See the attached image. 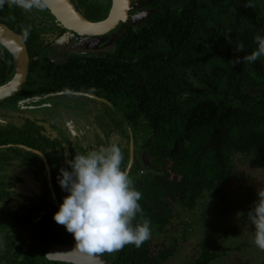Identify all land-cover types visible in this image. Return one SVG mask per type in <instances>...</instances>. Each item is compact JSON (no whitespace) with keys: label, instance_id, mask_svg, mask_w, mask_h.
<instances>
[{"label":"trees","instance_id":"1","mask_svg":"<svg viewBox=\"0 0 264 264\" xmlns=\"http://www.w3.org/2000/svg\"><path fill=\"white\" fill-rule=\"evenodd\" d=\"M150 2L133 0L127 20L112 31L113 52L46 59L22 88V99L55 101L58 93H73L83 100L76 111L62 115L51 108L43 117L29 116L14 108L17 97L10 99L12 122L0 123V264H68L46 255L53 245H75L53 216L69 195L59 185L60 169L71 171L66 161L76 153L116 143L121 168L142 194V215L133 226L149 220L151 237L140 247L99 253L114 264L166 263L186 241L178 207L192 211L207 193L230 206L235 155L251 157L252 168L264 167V56L232 64L257 48L256 35L264 37L259 4ZM103 10L91 3L84 14L96 21L107 17ZM240 43L244 50L237 52ZM247 194L258 200L257 190ZM221 248L211 250L204 240L191 264L240 250Z\"/></svg>","mask_w":264,"mask_h":264},{"label":"clouds","instance_id":"2","mask_svg":"<svg viewBox=\"0 0 264 264\" xmlns=\"http://www.w3.org/2000/svg\"><path fill=\"white\" fill-rule=\"evenodd\" d=\"M6 3L26 12L47 7V0H0V8ZM29 32L30 28L23 30L24 39ZM225 39L232 43L228 35ZM254 41L257 48L251 54L236 57L233 65L241 61L253 63L264 56V37L256 35ZM235 50L242 52L243 44H237ZM123 159L121 148L112 143L86 154L76 153L66 161L71 171L60 169L59 185L69 195L53 219L73 235L74 248L82 253H114L126 245L140 247L151 237L149 220L133 226L137 214L142 215L138 203L142 194L133 187L128 171L121 168ZM257 196L247 217L254 226L252 241L264 251V188L257 191Z\"/></svg>","mask_w":264,"mask_h":264},{"label":"rangeland","instance_id":"3","mask_svg":"<svg viewBox=\"0 0 264 264\" xmlns=\"http://www.w3.org/2000/svg\"><path fill=\"white\" fill-rule=\"evenodd\" d=\"M140 1L143 5L151 0ZM171 1L176 2L177 0ZM255 1L264 13V0ZM141 16L146 17V14L142 13ZM48 18L50 19V16ZM115 37V34L102 37H78L68 31L62 39L50 44L46 51L54 60L58 59L67 46H70L73 51L72 55L87 53L104 55L113 52ZM67 57L65 55L61 57V60ZM55 96L59 97L55 101L46 100L45 103L37 104H45V106L43 105L44 109L53 108L62 115H69L70 111L74 112L82 106L81 101L83 102V100L73 93L61 92ZM13 105L14 108L21 110L24 109L26 103L18 102ZM25 112L29 116L32 115L27 111ZM251 160L249 156L235 155V169L228 186L230 206L222 205L213 195L207 193L192 211L178 207L179 217L177 220L180 226L185 227L186 241L182 240L174 256L164 264H191L201 253V244L206 239L211 244V250L221 251V246L240 247V250L229 251L227 256H222L210 264H264V251H261L253 243L254 226L247 217V213L255 202L253 197L250 198L247 194L248 188H253L254 192L262 189L264 167L252 168L250 166ZM234 227L237 228V231L227 238L228 232L230 233ZM226 231L228 232L225 235ZM177 235L181 237L182 232Z\"/></svg>","mask_w":264,"mask_h":264},{"label":"flooded vegetation","instance_id":"4","mask_svg":"<svg viewBox=\"0 0 264 264\" xmlns=\"http://www.w3.org/2000/svg\"><path fill=\"white\" fill-rule=\"evenodd\" d=\"M70 1L74 4L76 9L84 17H85L84 12L86 10V7L91 3L97 2L98 4L102 5L104 9L103 11L104 13H107V16L109 15L112 6V0H70ZM131 9H132V5H131ZM48 16H50V19L48 18ZM106 18L107 17L104 18L101 17L98 20L92 22L102 21ZM0 25L8 28L10 31H12L14 34L19 36L24 41L29 59L26 80L22 84L21 89L13 97L0 101V123L2 121L12 122L11 121L12 119L9 116H7L6 113L8 111L10 99L12 98L14 100L15 97H17L16 98L17 103L18 102L26 103L25 107L27 109L21 110L24 115H27L25 112L27 111L31 113L33 116L39 115L43 117L44 114H47V111L49 109H44L43 105L45 106V104L43 105H39V104L45 103L46 100L52 102V100L44 99V97H40V96H36L34 99L31 98L22 99V93H21L22 88L25 86V83L28 80V78L31 75H35L36 72L33 74L32 73L33 71L40 70L44 67L43 65L46 59H50L57 63L61 61V57L65 55L68 57L64 59V61L72 56L73 51L71 50L70 46H67L65 49H63V52L60 54L57 60L52 59V57H50L48 52L46 51V49H48V46L50 44L56 43L58 39H62L68 31L58 22V20L55 18V16H53V14L50 12V10L47 7L43 10L33 9L31 11L26 12L24 9L20 7L9 6L7 3L2 8H0ZM27 28H30V32L28 38L24 39L23 30ZM70 33H73L75 36H78L74 32H70ZM108 34L111 35L112 31ZM94 37H102V36H94ZM15 67H16V61L14 55L8 50V48H6L4 45L0 43V87L7 84L14 77ZM72 123H73L72 121L67 122V124H71V125Z\"/></svg>","mask_w":264,"mask_h":264},{"label":"water","instance_id":"5","mask_svg":"<svg viewBox=\"0 0 264 264\" xmlns=\"http://www.w3.org/2000/svg\"><path fill=\"white\" fill-rule=\"evenodd\" d=\"M133 0H112L111 10L106 19L92 22L84 17L70 0H47V8L58 22L69 32L81 37L103 36L115 30L125 22L131 11ZM0 43L14 55L16 61L14 77L0 87V101L13 97L21 89L28 72V53L24 41L0 25ZM134 162L133 145L130 150L128 170ZM75 245L56 244L48 251L46 257L49 261L68 264H114L104 256L89 255L74 248Z\"/></svg>","mask_w":264,"mask_h":264}]
</instances>
